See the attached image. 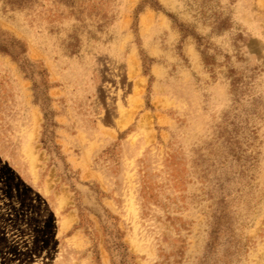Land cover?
Returning <instances> with one entry per match:
<instances>
[{
  "label": "rangeland",
  "instance_id": "374dc122",
  "mask_svg": "<svg viewBox=\"0 0 264 264\" xmlns=\"http://www.w3.org/2000/svg\"><path fill=\"white\" fill-rule=\"evenodd\" d=\"M0 264H264V0H0Z\"/></svg>",
  "mask_w": 264,
  "mask_h": 264
}]
</instances>
